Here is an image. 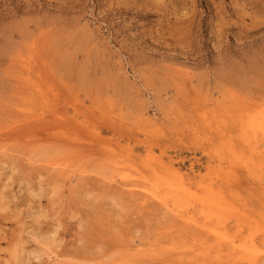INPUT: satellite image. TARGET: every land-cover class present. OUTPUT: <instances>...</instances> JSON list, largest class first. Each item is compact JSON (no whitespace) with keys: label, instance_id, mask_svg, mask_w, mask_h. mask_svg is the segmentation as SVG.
Instances as JSON below:
<instances>
[{"label":"rangeland","instance_id":"1","mask_svg":"<svg viewBox=\"0 0 264 264\" xmlns=\"http://www.w3.org/2000/svg\"><path fill=\"white\" fill-rule=\"evenodd\" d=\"M0 264H264V0H0Z\"/></svg>","mask_w":264,"mask_h":264}]
</instances>
